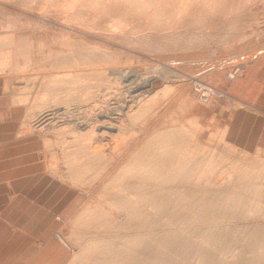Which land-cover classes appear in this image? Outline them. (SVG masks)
I'll return each mask as SVG.
<instances>
[{"label":"rangeland","instance_id":"374dc122","mask_svg":"<svg viewBox=\"0 0 264 264\" xmlns=\"http://www.w3.org/2000/svg\"><path fill=\"white\" fill-rule=\"evenodd\" d=\"M263 52L264 0H0V96L21 117L16 137L33 149L40 175L53 181L55 195L59 189L64 192L60 194L64 195L62 202L66 197L76 202L72 206L75 210L66 211L69 217L57 218L55 238L68 249L66 264L100 261L93 257L94 247L91 255V244L99 245L102 238L107 240L106 234L104 228L96 231L98 224L94 226L96 223L91 220L103 206L101 191L131 153L143 148L149 139L172 133L182 138L179 143L186 145V151L196 154L197 160H208L204 163L209 166L203 165L208 172L205 171L204 179L200 178L202 183L206 179L214 181L211 186L207 181L208 190L223 185L219 189L221 193L215 189L194 196L195 209L201 212L197 215L194 209L193 215H219L222 211L226 220L230 219L229 212L235 219L227 220L229 223L224 219L203 220L206 225L202 227L201 217L188 218L186 223L182 211L183 214H177L182 225L179 220L175 226L171 221L170 231H179L182 238H190L192 244L197 247L200 243L201 247L198 231L212 229L214 234L221 235V242L214 245L204 239L201 248H205L206 257L213 258L223 252L225 264H242V258L251 256L248 251L251 248L257 247L264 254L258 241L255 247L246 243L255 244L253 233L256 235L264 220L261 212L264 211V134L255 147L239 146L225 131L209 130L195 116L198 106L230 100L225 93L224 99L204 101L196 83L212 86L209 83L223 75L225 80L232 81L242 75L245 64ZM118 71L121 75L112 74ZM149 82L150 87L137 88ZM137 105L142 106L140 110ZM107 125L115 129L108 130ZM132 138L134 142L109 170V160L101 168L108 157H114ZM237 175L241 178L247 175L240 178L245 182L241 189ZM201 184V187L205 185ZM226 184L231 187L227 188ZM252 184H256L255 189ZM238 191L237 198L241 201L234 197L233 203H239L232 206L231 199L230 203L226 200ZM222 192L230 195L219 196L228 198L222 199L226 201L222 205L218 197L219 204L231 207H227L229 211L219 207L222 210L216 213L214 208L217 210L215 206H219L216 194ZM252 193L255 196L261 193L257 197L260 202ZM201 199L209 201L203 203ZM210 202L217 203L214 207L209 205L210 209ZM259 204L263 205L258 208ZM194 211L188 213L192 215ZM251 214L256 216L255 220ZM90 222L94 223L93 228ZM216 226H222L225 232ZM252 228L256 232L250 233ZM86 229L91 231L90 235L92 229L103 233L100 231L102 236L95 233L88 239ZM87 239L91 241L88 244ZM189 240L180 245L183 247L170 240L168 245L152 244L147 250L158 254L161 247L158 254L160 262L163 259L161 264H217L200 262L192 251L195 245ZM87 247L95 259L83 252ZM150 251L142 255L152 258L155 254ZM135 252L141 255L142 251ZM81 253L86 254L87 260L90 257L98 261L87 262ZM152 260L146 264H154Z\"/></svg>","mask_w":264,"mask_h":264},{"label":"bare ground","instance_id":"6f19581e","mask_svg":"<svg viewBox=\"0 0 264 264\" xmlns=\"http://www.w3.org/2000/svg\"><path fill=\"white\" fill-rule=\"evenodd\" d=\"M120 73L118 71L116 73L113 72L112 74L121 75ZM146 83H148V82H146ZM196 84H199L198 86L201 87L200 83H196ZM150 86H151V82H149V85H143V87H137V88H139V90H140L141 88H146V87H150ZM162 91H163V89L161 91L157 92L155 95H157L158 93H160ZM136 104H139V103H136ZM138 106L139 105H137L136 107L139 108ZM141 107L139 108V110L141 109ZM106 129L113 130L115 128L111 125H107ZM178 133H180V132H178ZM133 140H134V138H132V142L129 141V143H127L126 147H124L121 151H119L114 157H111V158L108 157V159L105 161H104V158H102V159L100 158L99 160L104 161L102 163L101 168H103V164L109 160L110 164H109V167L107 169V170H109L110 167L112 165H114L120 159V157L123 156V153L126 151L128 146H130V144L134 142ZM178 140L182 141V138L176 134H173V133L167 134L165 136H158V137H154L152 139H149L144 144L143 148H139V149L135 150L133 153H131L127 157L126 161H124V164L120 168H118L117 173L114 174L112 179H110L108 184H106V186L103 188V190L101 191V195H100L102 197V199L104 200V203L102 204L103 206H101V210L99 209L100 211L98 210L99 212L97 211V213H95L96 215L94 214V216H95L94 220H93V217H92V220H91V218H90V220L92 222L96 223V224L93 223L94 226L98 224L97 227H95L96 229L94 228L96 231H97V229L104 228V231L103 230L102 231L105 232L106 235L105 234L104 235H105V239H107V240L103 241L104 238H102L101 240L103 242L101 240H99L100 244L98 243L99 245H95V246L93 245L94 242L92 244L90 243L92 247L89 244V247H91V255L93 252L92 249L94 247L95 252H93V253L94 254L96 253V255H94L93 257L96 256L97 259H99L100 261L91 260V258L92 259H95V258H93L91 255H89L90 250H88V247H87L86 249L89 251L88 252L85 248H83V250L84 249L85 250L84 251L82 250V251L87 252L88 253L87 255L91 256V258L88 257L91 261H95V262L98 261L96 264H146L149 260H152V258H153L152 261L155 260L154 264L155 263L161 264V262L163 263V261H162L163 259L161 258V262H160V260H159L160 258L158 255V254H160L159 250L161 247L159 248L157 246L159 248L158 254H157V252L156 253L151 252L150 249L147 250L148 248H151L150 245L158 244L159 246L160 245L165 246V245L170 244V240H173L174 245H177L179 247H183L180 245H185L187 243L186 241H188L190 239L187 237H185V238H187L188 240L182 238L183 236H180L179 231L178 232L175 231L177 233L170 231V230H172L171 228L173 227V224H172L173 222H174V226L178 222V220H179V223L180 222L182 223L181 218L177 219L178 212L182 213V211H185V216L183 217L184 218L183 220L186 221V223L188 222V218H190L191 220H194V218L198 219L199 217H201L199 219H201L202 222L197 220V219H196V222H201L203 224H204L203 220L205 222L206 221H215V220L221 221L223 219L226 220L225 215H224L225 212H222L221 210H222V208L228 209L227 207L230 204L222 207V205H223L222 203L224 202V200H226L225 198H227V197L221 198L219 196H221V195L225 196L228 194L226 193L224 195L225 192L223 191L224 193L222 192V194L217 196V194H219V192L222 190L223 185H222V187L219 185L221 188L220 187L219 188H213L214 190L217 189L216 192L219 191V189H221L216 194V197H217V200H218V197L221 200L224 199L222 201L220 200L222 205L219 204L220 201L218 200L217 201L218 204H216L217 202L214 204H212V202H210V203H208V206L211 204L213 205V207L215 204L219 205V206H215V207H217V210H215V208H214V211H216V213H219V212H217L218 210L221 211L224 215L223 216L224 218L222 216H219V215H222L221 212L219 213V215H214V214L208 213L209 211L208 212L205 211L207 206H205L206 208L204 210H202V209L201 210H202V212H205V213L207 212L210 215L205 216V214H204L205 217L202 216L203 214L202 215L200 214L199 217L194 216L196 211H198L197 215H199V213L201 211H199L200 209H195V207H196L195 205L197 203L196 202H195L196 204L193 203L194 202L193 197L196 196L197 194H198V197L201 196L200 194L205 195L207 193V191L215 192L214 190H212V191L210 190L211 187L209 190H208L209 187H207L208 185L211 186V182H214V181L209 182L206 179V181L202 183L203 180L201 181L200 178L201 177L203 178L204 174H206L205 171H207V169H205L203 167V165L208 167L209 164L205 165V163H204L205 161H208V160L206 159L204 161L203 158H202L203 161L197 160V158L194 156L196 154H194L193 152H188L189 150L186 151L184 149V148H186V145L185 144L182 145L181 143H179ZM263 171L264 170H262V172ZM245 173H247V172H245ZM227 175H228V173H227ZM232 175H234V174H232ZM241 175H244V173ZM247 175H245V176H247ZM245 176H244V178H245ZM259 177H261V179L263 178L262 176H259ZM240 178L241 177H239L238 180H240L241 182L237 181V184L239 183L240 189H241V186L245 185V184H243L245 182L242 183L241 179H244V178L243 177L241 179ZM225 180H227V179H225ZM236 180L237 179H235L234 181L233 180H230V181H233L235 183ZM199 181H201L202 184ZM207 181L209 182L208 185L206 184ZM199 183L201 185H203L205 183V185H203V186H205V188L202 186L203 187V189H202V187L200 186ZM230 183H232V182H230ZM240 183H242V185ZM212 184H213L212 186L214 187V183H212ZM222 184H223V182H222ZM229 184L228 185L226 184L227 188H228V186H230ZM246 184L250 185V183L248 184L247 182H246ZM252 185H253L252 186L253 189H255L256 186L254 187V185H256V184H252ZM237 186H234V187L237 188ZM246 186H245V188H246ZM259 186H261L260 183H259ZM249 187H251V186H249ZM246 189H249V188H246ZM230 190L232 191L233 189H230ZM257 191H258L257 193H259V190H257ZM239 192L240 191L234 192V195H236V196H231L230 193L228 192L232 198L228 195L229 199L227 198L228 200H226V201L229 202V200L231 199V202H232L231 205L232 206L239 203V202H236V203L234 202L235 204L233 203V201H235V199H233L234 197H236V201L239 200V198H237V193H239ZM255 192H256V190H255ZM254 193H252V195ZM240 194H238V197ZM260 194H257V196L253 195V197L255 196L257 198V197H259ZM256 198H253L251 200L255 201ZM251 200H248V201L252 204L254 201H251ZM257 200H258L257 202H260L259 198H257ZM196 201L198 202L199 200H196ZM202 201L204 203V202L209 201V200L205 199ZM239 201H241V200H239ZM225 202H224V204H225ZM240 203H242V202H240ZM262 203H263V201H262ZM231 205H230V207H231ZM253 205H256V204L253 203ZM262 205L263 204H261V206ZM211 206H209L210 209H211ZM261 206L259 204L258 208ZM219 207H222V208L220 209ZM262 208L264 209V205L262 206ZM194 209L196 211H194ZM225 209H223V211ZM254 209H256V208H254ZM192 210L194 211V212H192V215L194 214L193 216L191 214H189V213H191ZM188 211H189V213H188ZM228 211H229V209H228ZM256 212L257 211H255V213ZM261 212H263V214H264V211H261ZM188 214H189V216H188ZM231 214H230V212H229V214H227L228 216L230 215L229 216L230 219L229 218L227 219L228 221L229 220L232 221V219L234 218V216H233V218L231 217ZM254 214L253 215L251 214V216L252 217L254 216L255 218L253 217L251 219L255 220L256 214L255 215ZM179 215H181V214H179ZM257 215H258V213H257ZM228 216H226V217H228ZM246 217H247V215H246ZM185 218H187V219L185 220ZM257 218H259V217H257ZM260 218H262V216H260ZM171 221H173V222H171ZM175 221H177V222H175ZM257 221H258V219H257ZM262 222H263V225L258 229L257 232L253 228L251 229L252 231L251 230L249 231L250 233L251 232L253 233V231L256 232V235H255V233H253V239L251 238L253 240V242H255V244L246 242L249 245L252 244V246H250V247H253V246L255 247L257 244L256 241H258V245H260L261 248H264V220ZM201 223L199 224L200 226H201ZM210 223L211 222H209L208 228H209V226L211 228ZM216 223H217V221H216ZM253 223H254V221L251 223V226H253L252 225ZM93 224H91V222H90V225L92 226V228L94 227ZM217 224H219V223H217ZM205 225L206 224H204V226H202V227H205ZM214 225H216V224H214ZM195 227H194V229H195ZM216 227H218L220 229L219 230L220 232H223L222 226L221 227L216 226ZM249 227H250V224H249ZM89 229H91V227H89ZM196 229H198V228L196 227ZM86 230L88 231V229H86ZM95 230L93 231V229H92L93 234L97 233ZM199 230H200V227H199ZM201 230H203V228H201ZM211 230L210 229L207 231L196 230V231H198V234H200V236L203 238V239L202 238L200 239L202 241L201 247H203V245H205L204 241H203L204 239L206 242H210V243H213L214 245L215 244L218 245L220 238H221V235L214 234ZM100 231L101 230H99V232H98L99 234L98 233L97 234L102 236V234H100ZM90 232L91 231L86 232V233H89V236H90V237H88V239L93 238L91 236L93 234L90 235ZM189 232H190V230H189ZM80 233H81V231H80ZM154 235L156 237H154ZM157 235H159V237H157ZM86 236H88V235H86ZM101 236H98V237L101 238ZM88 239L85 241V243L87 242V244L89 242H91V241L88 242ZM94 239H96V237ZM222 241H224V240H222ZM250 241L251 240L249 239V242ZM97 242H98V240H97ZM97 242H96V244H97ZM190 242H191L192 246L195 245V248H192V251H194L193 253L200 259V262L209 261L211 263L214 262L217 264H225V260H224L225 257L223 255H221L223 252H220L216 256L214 255L213 258L211 256V253L209 255L211 257H206L205 254L203 253V251H205L204 250L205 248L202 249L200 247V245H201L200 243H199L200 245L197 244V247H198L197 248L196 244H192L193 243L192 241H190ZM189 246H190V244L188 245V247ZM206 246H207V244H206ZM233 246H235V245H233ZM84 247H85V244H84ZM246 248H248V247H246ZM246 248H245V250H247ZM139 249L142 251L141 255H136L135 251H138ZM251 249L248 250L249 253L251 254V256L248 258H246V256H245L244 258L246 260H244L242 258L241 263L242 264H264V254L263 253L260 254V252L258 251L259 249L257 247L252 249V250ZM245 250H244V252H246ZM260 250L262 251V249H260ZM149 251L155 255L152 258L147 259V256H145L144 254L142 255V253L143 252H149ZM187 254H189V253H187ZM81 255H83V253H81ZM83 256L85 258L84 260H86L88 262L89 259L88 260L86 259V257H85L86 254H84ZM184 256L186 257L187 255L185 254ZM184 256H182V257H184ZM170 257H172V256H170ZM173 257L175 258V256H173ZM155 258L156 259L158 258V259L156 260ZM166 261H168L167 258H166L165 262ZM87 262H85V263H87ZM149 262L151 263V261H149ZM89 263L90 262H88V264ZM152 264H153V262H152Z\"/></svg>","mask_w":264,"mask_h":264},{"label":"crops","instance_id":"0c3cea01","mask_svg":"<svg viewBox=\"0 0 264 264\" xmlns=\"http://www.w3.org/2000/svg\"><path fill=\"white\" fill-rule=\"evenodd\" d=\"M209 84L230 100L198 106V122L225 131L239 146L255 147L264 134V52L238 78L223 75ZM20 122L0 96V264H66L68 249L55 238L57 218L69 217L76 202H62L64 192L55 195L53 181L40 175L33 149L16 137Z\"/></svg>","mask_w":264,"mask_h":264},{"label":"built area","instance_id":"2783aa9c","mask_svg":"<svg viewBox=\"0 0 264 264\" xmlns=\"http://www.w3.org/2000/svg\"><path fill=\"white\" fill-rule=\"evenodd\" d=\"M238 72V70L235 71V74ZM234 74V75H235ZM230 79H234L233 75H230ZM197 84V90L201 92L200 98L204 101H207L209 99H216V100H221L226 98V94L212 86L205 85V84H200L201 87L198 86Z\"/></svg>","mask_w":264,"mask_h":264}]
</instances>
